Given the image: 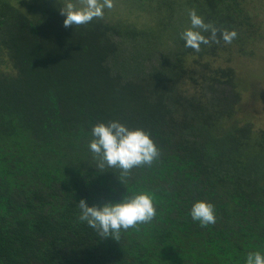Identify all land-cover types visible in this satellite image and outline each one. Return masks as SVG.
Returning <instances> with one entry per match:
<instances>
[{"label": "trees", "instance_id": "16d2710c", "mask_svg": "<svg viewBox=\"0 0 264 264\" xmlns=\"http://www.w3.org/2000/svg\"><path fill=\"white\" fill-rule=\"evenodd\" d=\"M145 1L129 6L147 24L104 14L66 27L60 0H0V264H244L264 252V129L245 108L258 90L224 57L254 51L257 12L246 0ZM190 10L218 28L199 51L179 35ZM113 119L148 132L150 165L96 168L91 126ZM139 191L155 215L118 240L78 220L81 198ZM196 199L212 202L214 223L191 219Z\"/></svg>", "mask_w": 264, "mask_h": 264}, {"label": "clouds", "instance_id": "9594fccd", "mask_svg": "<svg viewBox=\"0 0 264 264\" xmlns=\"http://www.w3.org/2000/svg\"><path fill=\"white\" fill-rule=\"evenodd\" d=\"M112 0H60L59 12L64 26L86 24L104 15V9L112 8ZM190 27L180 32L185 47L199 51L200 45L217 42L218 28L197 14L189 11ZM220 39L231 43L236 37L234 29H219ZM204 33H207L205 35ZM89 152L100 170L117 169L127 176L130 169L141 164L150 165L159 150L148 132L140 127H128L118 120L97 122L91 126ZM120 175H118L120 179ZM121 180V179H120ZM78 220L94 229L100 237L119 238L122 229L150 221L155 215L152 196L146 191L122 195L120 199L105 201L99 205L88 204L84 198L78 202ZM188 214L201 226L215 222L214 205L204 199L194 200ZM244 264H264V252H247Z\"/></svg>", "mask_w": 264, "mask_h": 264}, {"label": "rangeland", "instance_id": "374dc122", "mask_svg": "<svg viewBox=\"0 0 264 264\" xmlns=\"http://www.w3.org/2000/svg\"><path fill=\"white\" fill-rule=\"evenodd\" d=\"M16 2V0H12ZM249 4V11L257 12V21L259 22V29L256 32L254 38H257L254 46L252 47L254 51L248 55H241V53H234L230 56L224 54V57H230L229 64L236 68V80L240 81L242 84H249L251 80L255 82L257 88V99H254V104L247 103V90L245 86L242 85L243 99L245 108L248 112V118L253 124L255 130L264 129V0H246ZM79 2V1H77ZM132 0H112L113 6L110 9H104V14L111 19L125 18L129 21L136 22L138 25L147 24L150 22V16L148 12L138 10L129 6ZM148 7L156 4V0H146ZM132 7V8H130ZM254 8V10L252 9ZM153 19L151 20V24ZM223 55L214 59L213 63L221 65L224 64ZM188 85V84H187Z\"/></svg>", "mask_w": 264, "mask_h": 264}]
</instances>
